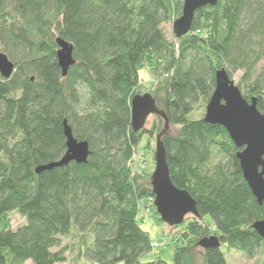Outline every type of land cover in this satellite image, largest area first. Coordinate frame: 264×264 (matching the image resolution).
<instances>
[{
    "label": "trees",
    "instance_id": "trees-1",
    "mask_svg": "<svg viewBox=\"0 0 264 264\" xmlns=\"http://www.w3.org/2000/svg\"><path fill=\"white\" fill-rule=\"evenodd\" d=\"M183 5L0 0V55L15 63L10 78L0 74V221L14 211L27 219L17 229L0 228V264H64L66 248L53 249L74 228L90 234L79 253L90 264H169L142 261L156 246L141 227L140 204L155 195L150 174L132 164L144 138L166 127L156 115L150 129L134 131L131 101L141 94L145 64L157 80L149 94L170 123L162 136L170 178L199 213L176 225L182 233L173 240L172 264H228L224 245L250 260L260 254L264 238L253 225L264 221V203L245 180L229 132L196 112L210 102L224 69L231 78L242 75L243 96L256 98L264 113V0L202 7L189 34L171 41L163 25L178 20ZM57 37L74 49L66 77ZM65 121L88 142V161L37 172L66 154ZM155 209L154 222L165 225ZM209 216L213 231L203 221ZM212 238L221 246L200 244Z\"/></svg>",
    "mask_w": 264,
    "mask_h": 264
},
{
    "label": "water",
    "instance_id": "water-1",
    "mask_svg": "<svg viewBox=\"0 0 264 264\" xmlns=\"http://www.w3.org/2000/svg\"><path fill=\"white\" fill-rule=\"evenodd\" d=\"M219 0H185L182 15L174 21L173 33L177 39L189 34L195 14L202 7L216 6ZM57 58L63 76L69 73V68L75 64L73 58V45L63 38L57 37ZM15 69V63L4 53L0 55V74L10 78ZM216 89L206 107L204 121L212 125H220L229 132L232 141L239 149L240 161L245 180L250 186L252 194L260 206L264 203V113L257 108V99L247 100L235 82L222 69L216 72ZM132 124L134 131L146 127L150 115L162 116L166 127L157 139L156 170L152 175V190L155 195V206L161 215L162 221L172 227L185 223L187 215L198 217L196 201L188 191L178 189L170 178V169L167 164L165 146L162 136L168 132L167 116L158 109L156 101L148 94H137L132 99ZM67 138V152L58 162L47 166H40L37 172L54 167L67 166L73 161L84 164L91 153L87 141H79L74 137L67 121L64 122ZM253 228L264 238V221H257ZM201 245L220 247L221 243L216 238L203 240Z\"/></svg>",
    "mask_w": 264,
    "mask_h": 264
},
{
    "label": "rangeland",
    "instance_id": "rangeland-1",
    "mask_svg": "<svg viewBox=\"0 0 264 264\" xmlns=\"http://www.w3.org/2000/svg\"><path fill=\"white\" fill-rule=\"evenodd\" d=\"M185 2V0H184ZM173 25L174 22H167V24L163 25L165 34L171 41H175V35L173 33ZM206 31H201V34L204 35ZM200 34V35H201ZM154 69L150 65L145 64L143 69L140 72V79L142 81L140 87V93L144 94H152L155 90V86L157 84V80L154 78ZM242 75L240 73H236V75L232 78L235 82V85L242 87L243 95L246 94L245 87L241 84ZM239 86V87H240ZM208 104L204 106V108L198 109L196 112V116H205L206 107ZM156 115H150L147 122L146 128L150 129L152 126V122L156 120ZM157 138L158 135H155L153 138L145 137L143 142L140 144V147L134 156V161L132 164V169L136 173L144 174L147 172L150 174L151 178L156 170V149H157ZM155 201H141L140 204V215L139 217H144V221L141 224L142 229L147 231L149 235H151L153 244H156L155 250L153 253L148 255H144L142 257L143 262L155 261L156 258L161 257L163 260L167 261L169 264H172L174 259L175 245L173 244V240H178L182 230L179 228H175L170 226L169 224L159 225L154 222L153 214L156 216V212H153L155 209ZM156 210V209H155ZM152 212V213H151ZM192 215H187V218ZM186 218V220H187ZM185 220V221H186ZM184 221V222H185ZM205 224L211 225L212 231L214 230L212 226L211 217H205ZM27 223V219L24 218L17 211L9 213V215L0 221V228H12L17 229L22 225ZM91 240L90 234H82L74 228L72 235L69 237L63 238L61 247H57L55 250H60L62 248H66L67 250V262L64 264H90L84 259L80 258V251L82 248ZM176 242V241H175ZM178 242V241H177ZM222 251L226 254L228 264H264V247L260 250V254L255 259H248L245 254H242L236 250H228L227 246H222ZM25 264H34L31 261L26 262Z\"/></svg>",
    "mask_w": 264,
    "mask_h": 264
},
{
    "label": "built area",
    "instance_id": "built-area-1",
    "mask_svg": "<svg viewBox=\"0 0 264 264\" xmlns=\"http://www.w3.org/2000/svg\"><path fill=\"white\" fill-rule=\"evenodd\" d=\"M156 245V244H155Z\"/></svg>",
    "mask_w": 264,
    "mask_h": 264
}]
</instances>
